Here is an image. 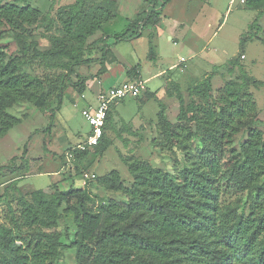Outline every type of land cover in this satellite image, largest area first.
<instances>
[{"label":"trees","instance_id":"trees-1","mask_svg":"<svg viewBox=\"0 0 264 264\" xmlns=\"http://www.w3.org/2000/svg\"><path fill=\"white\" fill-rule=\"evenodd\" d=\"M21 2L0 0V29L6 27L14 33L20 50V56L10 58L9 48L0 45V140L21 123L8 112L18 104L30 103L50 119L44 131L35 130L28 137L24 156L34 135L51 133L55 128L66 89H85L86 81L76 69L94 62L85 57L88 40L117 19L118 0H104L94 10L87 9L85 0H75L60 9L57 19L61 32L51 36L52 48L47 50L39 49L33 32L53 28L55 20ZM170 2L150 0L148 11L124 33L113 36L115 42L155 27L161 10ZM245 4L257 15L248 27L251 35L242 36L241 51L231 62L229 72L237 68L238 80L227 81L213 91L210 75L190 87L186 98L179 85L170 83L167 94L178 101L174 123L167 119L166 106L159 102L157 124L165 147L181 148L189 167L174 177L145 160L121 156L132 177L131 186L122 183L117 171L80 188L72 182L65 191L53 184L25 193L18 188L21 178L11 181L16 198L5 197L7 186L0 196L5 205L0 224V264H56L65 248L76 250L78 264H264V131L257 125L258 108L249 92L250 85L258 89L264 83L249 76L242 64L246 42L259 40L264 0H245ZM108 49L106 44L103 59ZM29 65L42 69V74L25 72ZM154 97L144 93L138 100L144 103ZM114 106L101 142L92 150L76 153L74 175L63 173L67 180L89 172L86 160L92 151L102 157L108 150L111 141L106 130ZM245 131L246 139L237 150L234 140ZM194 142L196 148L191 146ZM44 150L50 153L46 146ZM57 159L64 164L63 155ZM8 169L14 170L0 167V172ZM92 183L121 192L128 203L105 201L92 193ZM244 193L252 199L248 212L240 197L222 199L223 194ZM63 205L77 228L74 241L68 245L62 242L59 231Z\"/></svg>","mask_w":264,"mask_h":264},{"label":"rangeland","instance_id":"rangeland-1","mask_svg":"<svg viewBox=\"0 0 264 264\" xmlns=\"http://www.w3.org/2000/svg\"><path fill=\"white\" fill-rule=\"evenodd\" d=\"M6 1L11 2L13 0ZM22 1V4L31 5L45 14H50L52 19L55 20L53 28H39L33 32V38L37 41L40 50L51 49V36L60 35L61 32V24L58 22L57 13L60 9L73 4L75 0ZM85 1L87 9L94 10L104 0ZM151 1L155 2L156 0ZM136 2L128 1L123 4L122 1V5L118 4L117 13L120 17L111 26H106L104 29L109 35L122 34L128 29V22L135 23L137 21L139 14L144 8L141 5H137ZM208 2L210 4L200 0H172L164 10L159 31L172 32L175 35L174 39L169 41L167 38V43L166 39L162 38L159 46L161 50L156 49L155 45L157 46L158 38L155 37V34H151L150 30L152 29L145 28L142 40L134 41L133 43L130 41L119 42L113 47L115 54H119L124 60L126 59L132 67L140 65L144 78L147 77V72L155 74L162 68L167 69L170 64L179 62L181 57L188 60L186 69L177 68L169 71L167 75L173 76L174 81L181 84V90L185 98L190 87L210 75H213V91H217L227 81L238 80L240 76L239 70L236 68L233 72H229V69L232 68V60L237 58L241 51V38L248 33L249 24L257 15V11L248 10L245 0H236V3L233 2L232 4L230 0H208ZM128 16H131L129 17L130 19L127 18ZM126 18L127 21L125 20ZM261 22L264 23V21ZM261 25L262 27L258 34L259 40L248 41L244 45L242 64L245 66L249 76L264 83V24ZM134 31L136 30L133 29ZM152 32H155V29ZM195 35L199 38H195ZM111 39L113 40V38ZM209 40H211L209 50L192 61L191 53L188 51V44H193V47L198 49L203 46L204 42ZM187 42L189 43L187 44ZM162 44L167 46L164 48ZM0 45L9 48L8 56L10 58L20 56L19 46L15 40L14 33L6 27L0 29ZM114 66L116 67L112 75L114 79L118 77L116 80H128L129 77L126 76V72L121 69L120 65L115 63ZM181 70L184 72H181ZM24 71L33 75H41L43 72L42 69H38L35 65L25 66ZM121 71H123L122 75ZM166 81L164 78H155L148 82L146 87L153 92L164 85L167 89L169 84L166 85ZM249 92L254 97L258 108L257 125L264 131V86L257 89L250 85ZM80 96V93L73 87L66 89L61 110L56 114L55 128L51 133L41 132L34 135L24 156H22L24 145L29 135L35 130L44 131L49 125V116L44 115L33 105L26 102L8 110L9 113L20 118L21 123L19 124L20 127L11 133L15 139V141L11 139L14 142L12 145L16 144L17 147L13 150L14 154H11L8 159L6 156L9 155L11 150H0V159H4L3 161L8 159L6 160L7 165L2 166L1 164L0 167H13V172H15V169L20 165L19 170L21 171L18 173V178L25 181L24 191L45 190L51 187L54 184L53 179H55L57 171H59L60 177L57 178L58 182L56 183L59 184L57 185L61 190H67L72 182L75 187H80L81 183H78L81 180L80 176H75L73 181H69L64 178L60 170L61 167L56 164L57 157L63 151L62 147L66 146L65 137L70 139L71 142L79 143L85 140L91 132V125L82 115L85 103L80 100ZM138 99L140 97L135 99L128 96L114 106L112 119L106 130V135L111 141V145L104 156L99 157L92 151L86 160L88 171L94 173L97 178L101 179L108 176L111 172L117 171L121 176L122 183L125 186H131L133 180L126 165L122 162L121 156L125 159L145 160L153 167L160 168L174 177H177L184 167H189L185 162V152L181 148L168 150L167 146L165 147L164 137L160 133L157 124V116L160 112L159 101L153 99L142 103ZM177 114L178 111L170 113L169 116L173 122H176ZM27 121L29 123H26ZM26 134L27 137L25 138ZM245 139L246 131L235 138L233 147L239 150L241 143ZM5 143V140L0 141V148ZM196 145L197 142H194L191 146L195 147ZM44 146L47 147L49 154L45 152ZM14 157H18V159L13 163L12 159ZM4 171L0 172V183L7 182L5 186L10 187L5 197L14 199L17 194L12 187L13 184L8 183L9 178L7 179L6 175L10 170ZM44 172L47 174H41ZM90 189L92 193L104 198L105 201L115 199L128 203V198L121 192L107 191L93 183L90 185ZM249 196L247 193L239 196L223 194L222 199L234 200L240 197L241 205H245V210L248 212L252 203V199L250 198L251 200H249ZM3 202L4 200L0 201V224L3 222L2 212L5 208ZM66 209L67 207L63 205L60 210L62 218L59 222V231L62 233V242L68 245L74 241L77 228L73 222L72 214L65 213ZM56 264H78L76 250L63 249L62 255Z\"/></svg>","mask_w":264,"mask_h":264},{"label":"crops","instance_id":"crops-1","mask_svg":"<svg viewBox=\"0 0 264 264\" xmlns=\"http://www.w3.org/2000/svg\"><path fill=\"white\" fill-rule=\"evenodd\" d=\"M122 1H123V4L127 3L128 1H130V2H136L137 1L136 4L137 5H141L142 8H144L141 11V13L139 14L138 19L141 16L142 13H144L145 11H148V9H149V2H147L149 0H147V1H145V0H118V4L122 5L121 4ZM139 1H140V3H138ZM200 1H202V2H204L206 4L207 3L210 4V2H208V0H200ZM230 1H231V4L233 2L236 3V0H230ZM242 2H244V1H242ZM168 5L169 4H167V6H165V8L161 10L160 22L155 27H148L149 29H152V30L155 29V32H152V30H150V31H151L152 35L155 34V37L158 38L157 46L155 45L156 49L161 48L159 46L161 45L162 38H165L166 42H167V38L170 41V40L174 39V36H175L170 31H159V28H160L162 20H163L162 15L164 13V10L168 7ZM118 17H120V15H118L117 18ZM129 17H131V16H128L127 18H129ZM127 18L125 19L126 21H127ZM261 21H264V16L260 20V26L262 27L261 24H264V23H262ZM113 23L114 22H112V23H110V24H108L106 26H111ZM128 23H129V25H128V28H129V26H131V24H133V23H130V22H128ZM105 27L101 31L97 32L93 37H91L88 40V50H87V53H86L85 57H86V59H91L94 62L90 63V64H87V65H82V66H80V67H78L76 69L77 74L80 75L81 77H83L85 79V81H86L85 89L82 92L78 91L80 93V95H81L80 96V100L84 101V103H85V107L83 109H85L87 107H90V106H96L97 105V96H98V94L100 92L105 91V90H107V89H109L111 87L120 86V85H122L124 83H127V82H130V81L141 80V81L145 82V85H147L148 82H150L151 80H154L155 78H164V79L167 80L166 81V85L170 84V83H175V84L179 85L180 88H181V84L176 82V81H174L173 76H167V75H168L169 71L175 70L177 68H182V70L186 69L187 68L186 64L188 63V60L185 59V62H181V59H184L183 57H181L179 62H175L173 64H170V66L167 69L162 68L161 70H159L155 74H151V73L147 72L148 73V74L146 73L147 77L144 78L143 75H142V71H141V66L140 65H136L135 67H132V66H130V64H128L126 59L124 60V58L122 56H120L119 54H115V51L113 50V47L115 45H117L118 43L115 42V39L113 38V36L109 35L106 32V30H104ZM151 34H150V36H152ZM142 35H143V30H142V32L140 33L139 36H137L135 38H132V39L124 40V41H130L132 43L134 41H138V40L140 41L143 38ZM214 35H213V37H214ZM194 37L195 38H199L196 35ZM111 38H113V40ZM121 42H123V41H121ZM210 42H211V40H209L207 42H204L203 46L201 48H198V49L193 47V44H190L189 42H187V44L189 43L188 44L189 45L188 46L189 47L188 51L191 53L190 57H191L192 61L195 60L196 58H198L205 51L209 50ZM106 44H107V47L109 49L106 52V54L104 56V59H103V50H104V47H105ZM162 45H164V48L167 46L166 44H162ZM159 50H161V49H159ZM115 63H118L120 65L121 69L126 72V76L129 77L128 80H126V81L116 80V78H118V77H116L114 79V77L112 75H113V73H114V71L116 69V67L114 66ZM134 70L136 71V73L134 72ZM182 70H181V72H184ZM123 71H121V75H122ZM113 79H114V81H113ZM73 80H74V82H77V78L75 76L73 77ZM165 87L166 86L164 85V86H162L160 88H157V90L154 91V92L150 91V89L148 87H146L145 92H143L139 97L143 96L144 93H153V94H155V97L150 99V100L155 99V100H157L159 102H162L166 106L165 116L167 117V119L170 122L174 123L171 120L169 115H170L171 112L173 113V112L178 111V101L176 100V98L168 96L167 90H166ZM132 98L137 99L138 97H132ZM40 115H41V113H40ZM26 123H29V121H27ZM18 127H20V125L14 127L7 134V136L5 138L0 140V141H4V140L6 141L5 145L2 148H0V150H6V149L11 150L9 155L6 156L8 159H9V156L11 154H14L13 150L15 148H17L16 144L12 145V143H14V142L11 141V139L14 140V141H15V139H14V135L12 136L11 133L15 129H17ZM26 137H27V134H26L25 138ZM82 141H84V140H82ZM82 141H80V142H82ZM65 142H66V146L62 147L63 149L61 148L63 151H62V153L60 155H62L69 147L78 144V143H74L73 141L71 142V140L66 138V137H65ZM8 159H5V161H3L4 159H0V166H1V164H2V166L3 165L4 166L7 165L6 160H8ZM20 163H22V161H20ZM56 164H58L59 167H61V163H59L58 159L56 161ZM19 167H20V165H18L17 169H15L16 170L15 172H13L14 170H10V171H8V173H6L7 179L9 178L8 179V183H10L11 181L20 179V178H18V173H19L18 169H19ZM60 170H62V169L60 168ZM5 171H7V170H5ZM41 174H47V173L44 172V173H41ZM41 174H39V175H41ZM59 175H60L59 171H57L56 175H55V179H53V183L54 184H58L56 182H58L57 178L60 177ZM6 183L7 182L0 183V196L4 192V188L6 187L5 186ZM24 183H25L24 179H21L19 181V183H18V188H20L23 192L27 193L29 191H24V188H23V187H25ZM78 183H81L80 187L83 185L82 180H80V182L78 181ZM80 187H78V188H80Z\"/></svg>","mask_w":264,"mask_h":264},{"label":"built area","instance_id":"built-area-1","mask_svg":"<svg viewBox=\"0 0 264 264\" xmlns=\"http://www.w3.org/2000/svg\"><path fill=\"white\" fill-rule=\"evenodd\" d=\"M181 62H185V59H181ZM145 90V82L136 80L100 92L97 96V105L82 110L83 117L91 125V132L84 141L69 147L62 154L65 161L61 168L62 173L74 175L76 153L92 150L99 145L104 136V125L111 107L128 96L139 97ZM96 177L91 172H84L80 175L83 185L88 184L90 181L96 179Z\"/></svg>","mask_w":264,"mask_h":264}]
</instances>
